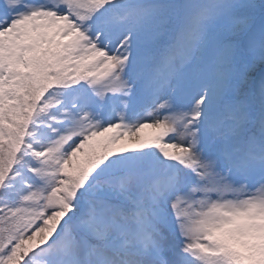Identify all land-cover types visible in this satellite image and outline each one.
Here are the masks:
<instances>
[{"label":"snow or ice","instance_id":"snow-or-ice-1","mask_svg":"<svg viewBox=\"0 0 264 264\" xmlns=\"http://www.w3.org/2000/svg\"><path fill=\"white\" fill-rule=\"evenodd\" d=\"M0 264H264V0H0Z\"/></svg>","mask_w":264,"mask_h":264}]
</instances>
